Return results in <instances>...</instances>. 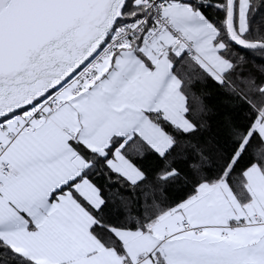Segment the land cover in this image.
<instances>
[{"label": "snow or ice", "instance_id": "obj_1", "mask_svg": "<svg viewBox=\"0 0 264 264\" xmlns=\"http://www.w3.org/2000/svg\"><path fill=\"white\" fill-rule=\"evenodd\" d=\"M0 264H264V0H0Z\"/></svg>", "mask_w": 264, "mask_h": 264}]
</instances>
